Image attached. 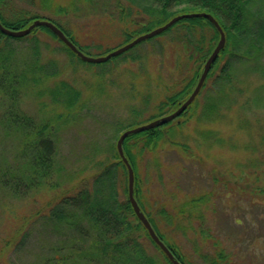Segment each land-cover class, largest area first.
Instances as JSON below:
<instances>
[{
	"label": "trees",
	"instance_id": "obj_1",
	"mask_svg": "<svg viewBox=\"0 0 264 264\" xmlns=\"http://www.w3.org/2000/svg\"><path fill=\"white\" fill-rule=\"evenodd\" d=\"M13 1L15 0H0V23L4 27L20 30L34 20H46L59 28L83 54L89 52L88 46L79 42V36L75 34V31H71L53 19L40 16L31 9L15 7ZM27 1L32 6L38 5L42 10L60 17H66L70 12H75L76 1H83L85 4L86 1L91 2V0ZM123 1L128 6L123 4ZM133 7L134 9H131ZM114 8L113 15L107 16L106 12L102 14L118 26L120 38H123L124 44L164 25L175 16L188 13L210 14L224 33V47L212 62L197 96L182 114L165 125L128 135L122 143L123 154L133 170V197L137 205L175 259L180 264H190L180 249L167 240L160 230L159 223L147 210L142 196V181L138 173L139 163L142 157L148 152L152 153L164 138H172L182 131L183 125L195 115L199 96L208 87V90L216 92L217 95L214 98L204 96L206 102L203 104L202 112L197 115V120L207 123H212L217 118L218 122L223 120L225 114L221 112L230 109L237 98L236 93L241 92L236 84L240 82L239 73L247 75L254 72L258 78L260 77L262 84L255 88L250 101L256 107L264 108V0H114ZM3 10L9 12L10 19L5 18L7 12ZM135 16L140 19H135ZM128 26L131 27L128 28ZM169 34L173 35L172 41L179 44L176 46L184 53V59L178 58L176 65V74L182 70L183 75H176L181 77L168 85L164 83L162 91L158 93L156 91L154 94L150 91L148 77L145 80H134L137 95L143 96L142 107L138 109L133 107L131 110L134 119L126 125L117 127L114 134L115 143L109 145L105 157L102 159L85 157L92 170L88 178L84 177L75 183H69L40 207L18 218V227L10 231L12 234L0 245V264H7V256H4L6 250L22 253L29 246L32 235H35L32 247L40 249L44 254L39 264H172L151 240L133 212L127 198V169L117 153L116 141L123 131L175 111L192 93L206 60L219 40L217 29L206 18L178 20L158 35L143 40L102 63L82 61L44 26L35 27L28 35L19 38L9 37L0 32V106L3 109L6 108V111L0 114V131L6 137L17 138L18 150H20L17 157L12 158L13 161L9 160L11 157L0 156V194L14 199H23L32 191H37L48 183L52 173L58 168L55 160L54 136L61 128L60 122L69 120L71 112L83 107L80 102V91L67 81L58 80L53 86H45L49 79L59 75L60 70L55 61H43L41 49L50 47L44 40V36L56 40L61 50L72 57L77 64L93 67L89 64L106 65L111 60H116L114 62L116 63L127 57H130L132 61H138L140 56L134 55L135 49L143 43L153 42ZM12 41H26L28 45H11ZM19 47L28 51L20 60L17 59ZM110 51L112 50L106 54ZM100 69L103 70L104 67ZM102 76L101 71L96 76L98 81H101ZM100 88L94 92L99 91ZM131 88L134 89V85ZM31 92H34L39 99L48 97L56 108L52 116L40 123L34 122L20 109L19 98ZM150 94L158 96L153 105V112L147 119L141 120L139 116L150 106ZM250 101L248 100L249 103ZM248 102L245 101L241 105L242 108L249 107ZM59 108H63L62 112L57 111ZM239 119L238 117L235 119L237 124L246 122L245 118ZM255 122L254 124L259 123L257 134L264 144V115L262 119H256ZM241 126L246 127V124ZM196 133L206 146H211L213 143L218 145L226 143L209 129L197 128ZM176 147L180 149L179 152L185 153L186 147L183 144ZM250 147V152L257 149L255 145ZM261 159L262 157H259L247 162L248 167L244 170L249 175H246L245 182H243L241 170H237L239 176L236 173V178L231 179L225 177L218 169H211L209 174H213L211 171H217L216 177L218 176V179L228 186L235 189L236 181H240L239 184L251 186L255 196H264V183L258 186L261 181L260 174L264 172L262 169L260 171V166L264 163ZM212 181L216 182L213 178ZM55 185L57 183L50 186L53 188ZM121 194L124 196V201H120ZM208 195L209 193L205 192L202 195L190 197L183 204V209L179 210V215H183L185 211L192 215L196 208L206 199L208 200ZM254 200L264 202V198H254ZM33 226H36V234L31 233ZM43 234L52 238L49 239L45 249L41 244L34 245L40 241ZM149 244L157 251L156 257L150 253ZM225 257L227 260L228 257L222 250L219 253L217 250L214 258L204 257V260L208 261L207 264H225Z\"/></svg>",
	"mask_w": 264,
	"mask_h": 264
},
{
	"label": "rangeland",
	"instance_id": "obj_2",
	"mask_svg": "<svg viewBox=\"0 0 264 264\" xmlns=\"http://www.w3.org/2000/svg\"><path fill=\"white\" fill-rule=\"evenodd\" d=\"M123 2L128 6L125 1ZM75 4V12L60 17L42 10L38 5H30L27 0L13 1L15 7L31 9L34 13L53 19L75 31L79 36V42L88 46L89 52L85 53L87 56H105L109 50L123 46L124 40L120 38L118 26L102 14V12H106L107 16L114 14V0H91L86 1V4L83 1H76ZM3 12H7L5 18L10 19L9 12L7 10ZM134 18L140 19L137 16ZM172 36L169 34L153 42L141 44L134 50V55L141 58L138 61H132L127 57L116 63H114L116 60H111L106 65L89 64L93 67L77 64L61 50L56 40L43 37L50 45L41 49L43 61H55L60 70L59 75L49 79L45 86H53L58 80L67 81L80 91V102L83 107L71 112L69 120L60 122L61 128L54 136L58 168L52 173L48 183L23 199L0 194V245L12 234L10 231L18 227V218L40 207L69 183L90 176L92 170L85 157L93 159L105 157L109 145L115 143L114 134L117 127L126 125L134 119L131 112L133 107H136L135 109L142 107L143 96L137 95L135 79L145 80L148 77L150 91L154 94L156 91L157 93L162 91L164 83L168 85L181 77L176 75H183L182 70L176 74V65L178 58L184 59V53L176 46L179 44L172 41ZM11 45H28V42L12 41ZM27 53L28 51L19 47L17 59H22ZM101 67L104 69H100ZM101 71L103 76L101 81H98L96 76ZM239 80L240 82L236 84L241 92L236 93L237 98L234 97L235 102L230 109L221 112L225 114L223 120L218 122L217 118L212 123L197 120V115L202 112L203 104L206 102L204 96L214 98L217 95L216 92L208 90V87L199 96L195 115L183 125L182 131L172 138H164L152 153H146L139 163L138 173L147 210L159 223L160 230L167 240L180 249L190 264H207L208 261H205L204 257L214 258L217 250L218 253L222 250L228 257L227 260L225 257V264H264V204L254 200L263 199L264 196H255L251 186L249 192L241 191L238 196L236 189L216 177L217 171H211L213 174H209L211 169H218L225 177L231 179L236 178L237 170H241L245 182L246 175H249L244 170L248 167L247 162L259 157L264 161V144L257 134L259 123L254 124L256 119L263 118L264 108L260 109L250 101L255 88L262 84V80L254 72L247 75L239 73ZM132 85L134 89L131 88ZM99 87L100 90L94 92ZM153 94H150L148 110L143 112L139 119L145 120L153 112V105L158 97ZM19 101L21 111L36 123L52 116L56 109L48 97L39 99L34 92L24 94ZM245 101L249 107L242 108L241 105ZM61 110L63 108L57 111L62 112ZM5 111L6 108L0 106V114ZM237 117L245 118L246 122L237 124L235 120ZM243 124H246V127L241 126ZM197 128L209 129L226 143L206 146L196 133ZM179 144L186 147L185 153L179 152L180 149L176 147ZM253 145L257 149L250 152V146ZM18 149L17 138L6 137L0 131V156L11 157L9 160L13 161L20 153ZM261 169L264 171V163L260 166V171ZM237 175L239 176L238 173ZM260 176L259 187L264 183V172ZM212 178L216 182H213ZM55 183L57 185L51 188L50 185ZM205 192L209 193L208 200L196 208L192 215L188 211L179 215V210L183 209V204L190 197ZM119 198L120 201H124L123 194ZM237 218L240 224H237ZM31 233H37L36 226H33ZM34 237L35 235H32L29 246L22 253L6 250L4 252V256H7L6 263H41L44 254L40 249L32 247ZM49 239L52 238L43 234L40 241L34 245L41 244L45 249ZM148 249L155 257L158 255L150 244Z\"/></svg>",
	"mask_w": 264,
	"mask_h": 264
},
{
	"label": "water",
	"instance_id": "obj_3",
	"mask_svg": "<svg viewBox=\"0 0 264 264\" xmlns=\"http://www.w3.org/2000/svg\"><path fill=\"white\" fill-rule=\"evenodd\" d=\"M199 17H203V18L208 19L215 26V28L217 29V31L219 33V40H218L215 48L213 49L212 53L210 54V56L206 60L204 67H203V70H202V73H201L199 80H198L193 92L191 93V95L174 112H172V113H170L164 117H161L157 120L151 121L147 124L137 126L135 128H131V129H128L126 131H123L116 141L117 153H118L120 159L122 160V162L124 163V165L127 169V192H128L127 198H128V201H129V203L133 209V212H134L136 218L142 223L144 228L147 230L151 240L160 248V250L166 255V257L172 262V264H180V263L173 257V255L166 248V246L156 236V234L154 233L150 224L148 223V221L144 217L143 213L140 211V209H139V207H138V205H137V203L133 197V182H134L133 170H132L130 164L128 163L127 159L125 158L124 154H123L122 143L128 135L140 133V132H143V131H146L149 129H153L155 127L162 126V125L169 123L170 121L179 117L182 114V112L191 104V102L194 100V98L198 94V92H199L208 72H209V69H210L212 62L216 59L220 50L224 47L225 37H224V33H223L222 29L220 28V26L218 25V23L215 21V19L210 14L203 13V12L178 15V16L171 18L164 25L157 27L148 33H145L143 35H139L138 37L133 39L131 42H129V43L109 52L107 55L101 56V57H90V56L83 54L81 51H79L75 47V45L65 36V34L59 28H57L53 23H51L49 21L37 19V20L32 21V23L30 25H28L27 27L20 29V30L8 29L0 23V32L4 35H7V36L13 37V38H19V37L26 36L35 27L44 26V27L48 28L65 46H67L73 53H75L82 61L91 62V63H102V62L109 60L112 57H115V56L127 51L128 49L132 48L134 45L138 44L139 42L146 40L148 38H151L155 35H158L159 33L165 31L167 28H169L173 23H175L178 20H181L183 18H199Z\"/></svg>",
	"mask_w": 264,
	"mask_h": 264
},
{
	"label": "flooded vegetation",
	"instance_id": "obj_4",
	"mask_svg": "<svg viewBox=\"0 0 264 264\" xmlns=\"http://www.w3.org/2000/svg\"><path fill=\"white\" fill-rule=\"evenodd\" d=\"M239 183H240V181H236V185H235L236 193H237L238 196H239V194H240L241 191H246L247 190L249 192V185L248 184H243V185L240 184L239 185ZM250 188L252 189V187H250ZM260 203H263L264 204V202H260ZM236 222H237V224H240L239 223L240 221H239L238 218L236 219Z\"/></svg>",
	"mask_w": 264,
	"mask_h": 264
}]
</instances>
